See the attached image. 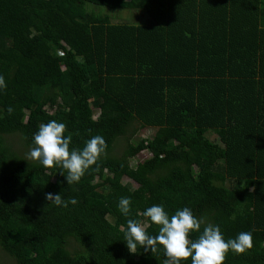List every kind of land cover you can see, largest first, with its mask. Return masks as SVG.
<instances>
[{"label": "trees", "instance_id": "trees-1", "mask_svg": "<svg viewBox=\"0 0 264 264\" xmlns=\"http://www.w3.org/2000/svg\"><path fill=\"white\" fill-rule=\"evenodd\" d=\"M120 11L146 20L113 22ZM0 77L9 264H164L160 248L122 241L128 219L156 234L142 216L153 204L189 207L226 240L250 231L252 247L223 264H264V0H0ZM49 120L66 125L69 150L105 140L78 183L27 155ZM145 128L156 131L138 138ZM141 151L153 157L133 165Z\"/></svg>", "mask_w": 264, "mask_h": 264}, {"label": "clouds", "instance_id": "clouds-1", "mask_svg": "<svg viewBox=\"0 0 264 264\" xmlns=\"http://www.w3.org/2000/svg\"><path fill=\"white\" fill-rule=\"evenodd\" d=\"M4 86L0 77V88ZM6 111L11 114L9 106ZM66 125L63 122L49 120L41 123L32 135L28 157L41 166L50 168L56 165L68 185L78 183L85 171L97 162L105 152L106 143L101 135L91 136L80 149L69 150V139L63 135ZM45 199L56 206L67 207L77 204L75 197L64 200L60 193H45ZM130 197H120L118 211L125 217L130 214ZM142 216L148 223L157 226L155 235H150L140 222L128 219L122 241L129 252L134 253L139 246L144 251L154 252L160 248L165 256L164 264H182L190 258L191 264H223L229 251L241 253L252 247V233L239 232L234 238L223 237L219 225L205 223L197 218L189 207L177 209L169 215L163 204H153L144 209ZM202 230H201V226ZM199 231L196 239H189V233Z\"/></svg>", "mask_w": 264, "mask_h": 264}, {"label": "rangeland", "instance_id": "rangeland-1", "mask_svg": "<svg viewBox=\"0 0 264 264\" xmlns=\"http://www.w3.org/2000/svg\"><path fill=\"white\" fill-rule=\"evenodd\" d=\"M112 20L115 23H124L126 21H133V22L143 21V22H145L146 18L139 13H135L133 15V14L129 13L128 11H120V12H114V16H113ZM97 116H98V113L96 112L95 118ZM155 131H156V129H154V128H145L140 132L138 138L139 137H150L155 133ZM212 139L217 141L216 136H212ZM120 151H122L121 148H120ZM152 157L153 156L151 155L150 152L141 151L137 155L136 159L132 162V164L135 165L138 162L144 163L145 161L150 160ZM124 181L126 183H132L135 186V188L137 187L136 183L130 182V180L127 178H125ZM110 219H112V218L110 217ZM9 259H10V257L0 248V264H9V261H8Z\"/></svg>", "mask_w": 264, "mask_h": 264}]
</instances>
